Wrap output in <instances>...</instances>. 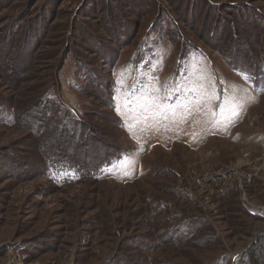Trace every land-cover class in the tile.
<instances>
[{"label":"rangeland","instance_id":"1","mask_svg":"<svg viewBox=\"0 0 264 264\" xmlns=\"http://www.w3.org/2000/svg\"><path fill=\"white\" fill-rule=\"evenodd\" d=\"M240 53L264 74V0H0V264L264 256Z\"/></svg>","mask_w":264,"mask_h":264},{"label":"trees","instance_id":"2","mask_svg":"<svg viewBox=\"0 0 264 264\" xmlns=\"http://www.w3.org/2000/svg\"><path fill=\"white\" fill-rule=\"evenodd\" d=\"M120 45V44H119ZM228 56H232V54H227ZM237 57H239V58H241V61H239L238 60V62L237 63H245V61H246V64L243 66L248 72L250 71L251 73H255V72H257L258 73V75H255V77L254 78H256V79H259V78H261V79H263L264 80V74L263 75H261V74H259V72L257 71V68H256V66H255V63H254V61H252L251 60V58H248V59H246V55L245 54H243V53H240V55H238ZM253 59V58H252ZM249 63H248V62ZM238 65H240V64H238ZM263 67V66H262ZM258 77V78H257ZM112 146L110 145V146H108L107 147V149H105V152H108V150H110V148H111ZM104 152V153H105ZM107 155L108 156H110V155H112V153H107ZM106 157V156H105ZM105 157H103L102 159H104ZM109 162V161H108ZM81 167V166H80ZM100 167H101V162L99 161L95 166H93L92 168H99L100 169ZM81 169H83L82 167H81ZM255 249H259L260 251H262L263 252V254H264V249H262V248H255ZM257 251V250H256ZM250 264H264V256H261V254L260 253H258V252H252V254H251V256H250Z\"/></svg>","mask_w":264,"mask_h":264},{"label":"built area","instance_id":"3","mask_svg":"<svg viewBox=\"0 0 264 264\" xmlns=\"http://www.w3.org/2000/svg\"><path fill=\"white\" fill-rule=\"evenodd\" d=\"M250 212H252L253 214H257L259 210H250Z\"/></svg>","mask_w":264,"mask_h":264}]
</instances>
